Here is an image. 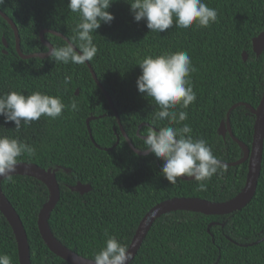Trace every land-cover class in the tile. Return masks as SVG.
<instances>
[{
	"label": "trees",
	"instance_id": "obj_1",
	"mask_svg": "<svg viewBox=\"0 0 264 264\" xmlns=\"http://www.w3.org/2000/svg\"><path fill=\"white\" fill-rule=\"evenodd\" d=\"M69 0H4L0 9L18 26L25 54L47 52L41 31L56 30L69 40L79 22L67 7ZM218 11L217 22L207 28L173 26L161 33L149 32L146 21L136 22L127 0H114L109 11L113 21L93 33L98 53L90 61L109 93L120 121L134 146L142 151L147 129L167 124L156 121L159 107L141 94L136 80L137 64L147 55L171 50L187 51L196 71L191 74L196 101L187 109L193 137L205 139L221 161L235 162L244 148L228 133H219L222 122L237 102L258 107L264 93V52L257 55L253 39L264 32V0H205ZM45 39L54 47L68 41L52 32ZM4 39L8 42L5 46ZM73 43H78L73 41ZM5 49L7 52H5ZM244 52L249 54L244 59ZM70 76L67 86L63 81ZM11 90L25 95L41 91L59 95L65 104L78 103V111L65 109L55 120L42 116L15 130L14 122L0 116V136L18 138L36 149L18 161L36 163L56 173L61 199L49 220L55 237L69 249L94 259L104 246L105 232L129 248L145 214L156 204L177 196L223 202L246 187L249 162L225 165L214 174L206 191H197L194 179L178 178L170 184L163 174V160L153 153L138 154L123 135L115 110L84 65L56 63L49 56L23 58L16 47L12 25L0 13V95ZM79 90L78 94L76 91ZM90 120L91 133L88 127ZM256 115L245 105L230 112L234 135L252 146ZM179 126V125H173ZM119 139V141H118ZM118 141V143H116ZM116 144V145H115ZM78 182L92 189L82 193L70 186ZM2 188L22 218L31 248L32 264H71L47 246L39 214L50 190L39 178L15 174L4 178ZM21 264L18 241L0 209V255ZM130 264H264V157L255 196L240 210L207 214L177 209L160 216Z\"/></svg>",
	"mask_w": 264,
	"mask_h": 264
},
{
	"label": "clouds",
	"instance_id": "obj_2",
	"mask_svg": "<svg viewBox=\"0 0 264 264\" xmlns=\"http://www.w3.org/2000/svg\"><path fill=\"white\" fill-rule=\"evenodd\" d=\"M114 0H69L67 7L78 14L79 22L75 35L63 46H47L48 56L56 63L84 65L98 53L93 33L102 23L110 24L114 15L109 8ZM134 20L146 21L149 32L161 33L173 26L189 29L192 26L207 28L217 22L218 11L209 7L205 0H127ZM4 0H0V5ZM77 41L78 43H73ZM141 74L136 80L141 94L155 101L159 110L153 123L167 121L155 129L149 127L142 137L144 148L156 158L163 160L161 173L170 184L182 176L192 177L197 191H206L207 182L214 174L222 173L225 165L213 153L212 146L203 138L193 137L187 109L196 101L191 74L196 71L187 51H164L158 55H147L137 63ZM71 81L65 76L64 85ZM65 109L78 111V103L72 100L65 104L59 95L33 91L25 95L22 91L11 90L0 95V116L5 123L14 122L19 132L22 123L31 124L42 116L57 119ZM179 125V126H173ZM27 154L34 157L36 149L18 138L0 136V177L12 179L18 158ZM104 246L94 254L95 264H128L132 258L129 247L115 235L105 232ZM0 264H12L7 255H0Z\"/></svg>",
	"mask_w": 264,
	"mask_h": 264
},
{
	"label": "water",
	"instance_id": "obj_3",
	"mask_svg": "<svg viewBox=\"0 0 264 264\" xmlns=\"http://www.w3.org/2000/svg\"><path fill=\"white\" fill-rule=\"evenodd\" d=\"M0 13L4 18H6V20H8V22L12 25L13 29L15 30L16 47L21 57L31 58L35 56H48L47 52H36V53H31V54H25L22 51L21 36H20L18 26L16 25L14 20L10 18L1 9H0ZM47 31L63 37L68 42L70 41L66 35L56 30H48V29L42 30L41 31L42 41L49 48H51L52 46L54 47V45L50 41L45 39L44 34ZM4 43H5V46L8 47V42L6 39H4ZM253 48L257 55H261L264 52V32L254 37ZM5 52H7L6 49H5ZM248 56L249 54L247 52H244L245 60L248 59ZM87 63L91 69L94 79L96 80L97 84L102 87L103 91L106 93L112 105V108L115 110L113 101L109 93L102 86L91 63L90 62H87ZM78 92L79 90L76 91L77 94ZM241 105H245L249 107L252 113L256 115L254 138H253L252 146H249L245 142L238 139L234 135L232 127H231L230 112L234 108L241 106ZM115 113L118 118L121 131L123 135L127 138L132 149L141 155L149 154L150 153L149 150L142 151V150L137 149L134 146L129 136L127 135L126 131L124 130L122 123L120 121L119 115L116 112V110H115ZM93 118H96V117L91 116L87 120L91 136H92V131H91V127L89 124H90V120ZM219 133L224 137H226L227 134L229 133L231 137L237 143H239L245 150L244 157L238 161H235V162L222 161L223 164L231 165V166L238 165L246 161L249 162L248 180H247V184L244 190L235 198L227 200V201H223V202L211 201V200L203 199L200 197L177 196V197L166 199L154 205L145 214V216L143 217V219L141 220L139 224V227L136 231L134 239L129 248V251L132 253V258L128 261V264H130L134 260L147 234L152 228L153 224L163 214L169 211H172V210H177V209H189V210L204 212L207 214L222 215V214L231 213L236 210H240L251 202V200L253 199L257 191L259 179H260L261 172H262V163H263V157H264V93H263L262 100L258 107H254L253 105L246 103V102L235 103L228 112L227 123L224 121L222 122L220 129H219ZM92 139L95 142L93 136H92ZM118 141L116 143H118ZM15 174H23V175H29V176L39 178L40 180L45 182L47 186L49 187L50 196H49L48 201L46 202V204L43 206V208L40 211L38 225H39L40 233L44 241L46 242L47 246L50 248V250L53 251L58 256H60L61 258L65 259L66 261L70 262L71 264H95L94 259L84 257L80 255L79 253L64 246L55 237L54 233L51 230L49 220L51 218L53 211L55 210L57 204L59 203L61 199V188L57 180L56 173L52 172L51 170H47L36 163L18 161V164L16 166V171L15 173H13V175ZM182 178L187 179V180L193 179L192 177H188V176H182ZM3 179H4L3 177H0V209L2 210V212L5 214V216L9 220L16 234L21 264H32L31 248H30V243H29L26 228L24 226L21 216L19 215L16 208L14 207L10 199L6 196V194L3 191V188H2ZM70 187L72 190L79 191L82 193L88 192L89 190L92 189V186L90 184H84L82 182H78L76 185H72Z\"/></svg>",
	"mask_w": 264,
	"mask_h": 264
}]
</instances>
